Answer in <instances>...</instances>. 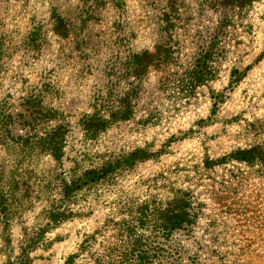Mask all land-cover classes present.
<instances>
[{"label":"rangeland","instance_id":"1","mask_svg":"<svg viewBox=\"0 0 264 264\" xmlns=\"http://www.w3.org/2000/svg\"><path fill=\"white\" fill-rule=\"evenodd\" d=\"M173 1L0 0V264L22 263L29 240L26 264L115 254L113 222L178 188L203 208L181 246L207 244L215 220L219 247L243 252L217 264H264V174L206 164L264 148V0L227 13L219 0ZM137 150L152 155L125 160ZM109 159L114 172L65 193Z\"/></svg>","mask_w":264,"mask_h":264},{"label":"trees","instance_id":"2","mask_svg":"<svg viewBox=\"0 0 264 264\" xmlns=\"http://www.w3.org/2000/svg\"><path fill=\"white\" fill-rule=\"evenodd\" d=\"M207 3L208 0H204ZM217 2V0H214ZM223 6H227L226 11H233L235 7H242L253 0H219ZM173 4V0H166V3ZM216 5L215 3L212 4ZM173 9L168 7L164 12ZM54 23H59L60 28L63 18L56 13L55 8L52 9ZM165 13V14H166ZM36 28H33L28 35L25 45H32L35 37ZM57 27L53 31L58 30ZM206 50L204 52L207 53ZM24 122V120H22ZM21 122V123H22ZM103 121L98 125H103ZM19 124V123H18ZM55 158L60 157L59 154H53ZM152 153H145L143 150H137L130 153L125 160L133 161L135 159H145ZM236 161L243 162L249 166H258V170L264 174V148L260 145L251 146L249 148H237L223 156L206 161L208 167L221 166L227 162ZM119 167L116 160L109 159L99 166L84 170L79 176L71 178L70 185H66V194L71 190L81 189L91 184L98 183L105 176L114 172ZM192 201L190 194L184 189H175L170 200L162 203L161 201H144L137 204L136 213L128 215L119 221L113 222L114 233L116 238H119L120 248L115 250V254L109 249H102L98 257L90 264H217V261L227 260L229 257L239 256L236 253V248L233 251L222 250L219 247L221 239L215 220H210L206 224L203 239L207 244L202 245L198 242L194 250H190L181 246L175 235L183 236L184 238L192 237L191 230L199 223L202 215V203ZM7 203L3 192L0 190V218L5 219L7 214ZM51 220L58 222L62 219L64 213L52 212ZM175 237V238H174ZM37 238V237H36ZM29 240L27 246L21 249L20 264H26L28 261V251L33 246ZM87 243V242H86ZM84 243L81 245L83 246ZM85 247L80 249V253L85 250ZM220 254V255H219ZM202 255H206V259H202ZM78 256V254H76ZM107 258V259H106ZM216 259V262L213 260ZM73 260V259H72ZM71 257L66 260L65 264H69ZM234 262V261H232ZM219 264V263H218ZM225 264V261H224Z\"/></svg>","mask_w":264,"mask_h":264}]
</instances>
